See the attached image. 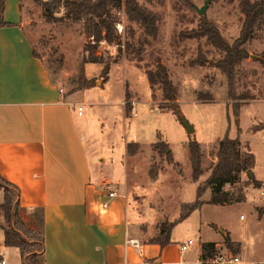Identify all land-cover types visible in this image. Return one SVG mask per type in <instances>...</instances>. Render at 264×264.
I'll return each instance as SVG.
<instances>
[{
	"label": "rangeland",
	"instance_id": "obj_1",
	"mask_svg": "<svg viewBox=\"0 0 264 264\" xmlns=\"http://www.w3.org/2000/svg\"><path fill=\"white\" fill-rule=\"evenodd\" d=\"M17 1L3 0V10L7 4L15 12ZM137 1L158 16L157 34L155 38L146 36L142 26L128 20L124 0L111 8L114 20L123 21L124 32H114L111 42H98L95 56L100 61L85 65L84 77L100 85L105 78L101 72L104 61L110 62L109 77L103 87L77 90L73 94L85 112L83 116L75 114L78 120L86 124L82 134L86 137L91 135L94 139L92 150L96 157L107 154L106 136L111 132L113 135L116 133V138L119 137L117 133H121L128 139L144 144V149L148 148L150 142L166 143L169 152L157 144V150L151 157L143 160L132 156L127 180L118 189L136 209L139 232L146 234L142 238L144 241L157 237L162 223L185 213L187 210L182 205L194 202L199 192V199L206 204L178 223L179 239L187 240L190 237L197 243L199 236L213 239L222 229L229 234L236 247H241L240 262L227 264H242L245 260L251 261L250 264H258L259 260L264 259V220L258 217L264 210V66L261 63L264 24L246 44L247 58L241 61L237 70L238 92L247 93L252 98L234 110L226 98L225 80L219 70L211 65L192 66L189 63L196 56L198 47L205 52L207 62H214L221 53L209 45L205 38L180 40L178 33L196 28L199 17L204 15L215 22L224 37L233 41L238 36L242 21L238 0H209L201 15L195 7L200 8L205 0ZM20 10L24 32L52 79L60 82L68 92L73 91L80 71L81 56L87 52L85 45L89 38L85 31L86 25L83 21L75 22L65 17L63 10L57 14L63 18L62 21L49 22L43 7L31 0H22ZM118 12H121L120 15ZM144 38H147V42H144L140 54L142 59L138 60L126 49V45L128 42L137 45ZM157 59L166 66L169 78L177 88L179 115L170 109L172 103L163 99L158 84L150 86L151 106L144 101L148 91L146 69H153ZM125 88L128 98L124 99L123 106L126 103L131 105L128 117L120 105ZM198 91L212 93L214 101H197L195 95ZM82 101L89 103L83 105ZM92 102L102 103L96 105ZM104 117L106 121H103ZM182 118L196 128L194 136L200 150H203L202 174L197 181L192 179L188 159V138L192 133L187 136ZM112 121L115 128H112ZM225 135L238 138L242 144L241 150L253 153L252 171L255 178L260 180L259 187L250 184L244 173H239L237 181L233 183L205 185L216 161L218 138ZM131 149H135V146ZM238 196H243V200L235 201ZM2 216L3 211L0 209V221L7 225ZM19 216L24 226L33 231L36 237L41 234L37 222L36 225H28L25 212H19ZM206 222L215 223L212 225L214 229ZM33 245L36 250L34 259L41 263L39 241L33 242ZM225 249L226 246L221 247L217 254L236 252H227ZM244 249L248 250L247 254Z\"/></svg>",
	"mask_w": 264,
	"mask_h": 264
},
{
	"label": "crops",
	"instance_id": "obj_2",
	"mask_svg": "<svg viewBox=\"0 0 264 264\" xmlns=\"http://www.w3.org/2000/svg\"><path fill=\"white\" fill-rule=\"evenodd\" d=\"M21 3L22 0L17 1L15 12L11 5L9 8L5 5L2 19L8 25L0 27V179L15 194L19 212L28 215V225L37 222L40 227L43 237L40 264H203L209 256L202 259V243L212 242L219 250L225 247L226 231L219 230L209 240L199 236L197 243L194 240L183 252L180 244L186 240L178 237V223L165 245L142 239L146 234L139 232L136 209L118 189L127 180L130 158L151 157L157 150L154 147L157 141L144 149V144L121 133L116 138V133L111 132L106 136L107 154L96 157L92 150L94 139L82 134L86 124L76 117L85 112L82 107L81 114H77L75 91L68 92L53 80L42 59L33 53L34 46L21 22ZM108 74L102 84L85 90L103 87ZM146 85L144 101L151 106L147 79ZM124 99L123 95L120 105L125 114ZM193 129L194 136L196 128ZM129 143L139 145L133 154L128 152ZM3 189L0 187V204ZM109 191L115 195L103 208ZM258 217L264 220V210ZM214 224L207 223L212 230ZM130 239L137 244L130 243ZM240 248L238 245L233 254L238 258ZM224 251L231 250L226 247ZM245 252L248 250L244 249ZM0 260L4 264H22L18 248L4 244L1 226ZM257 263L264 264V259Z\"/></svg>",
	"mask_w": 264,
	"mask_h": 264
},
{
	"label": "trees",
	"instance_id": "obj_3",
	"mask_svg": "<svg viewBox=\"0 0 264 264\" xmlns=\"http://www.w3.org/2000/svg\"><path fill=\"white\" fill-rule=\"evenodd\" d=\"M2 1L3 0H0V27L8 25V23L2 19ZM31 1L43 7L45 18L49 22L57 23L62 21L63 18L57 14L63 10L65 17L70 18L75 22L83 21L86 25L85 31L89 38L85 45V50L87 52L81 56L80 71L77 75V84L73 88V91L83 90L94 86L95 84L93 80L86 79L83 75L85 65L100 61L95 56V48L98 42L101 40L111 42L113 40L115 30L113 28L114 17L112 16L111 8L119 5L121 0ZM124 5L125 14L128 17V20L142 26L143 32L146 36L155 38L157 34L156 22L158 20V16L155 13L146 10L138 3L137 0H124ZM237 6L242 14V21L238 36L231 42L222 35L215 22L207 19L204 15L199 17V23L196 28H192L187 31H179L178 33V38L180 40L205 38V41L209 45L221 53L220 57L214 62H207L205 52L201 47H198L196 56L190 59L189 63L192 66L211 65L219 70L225 80L226 98L232 103L231 105L234 110L239 109L243 103L252 98L251 95L247 93L238 92L237 70L241 61L247 58L248 51L246 49V44L254 38L256 30L264 24V0H238ZM144 42H147V38L138 41L137 45L128 42L126 49L130 53H133L138 60H141L142 58L140 54L143 51ZM33 53L36 57L40 58V55H38L34 49ZM109 63V61H104V65L101 70L102 76L105 77L104 80L107 78V74L110 69ZM261 63L264 66V54L261 59ZM146 78L150 86L158 84L161 88L163 99L171 102L172 105L170 106V109L173 110V113L178 114L179 107L177 103V88L170 80L166 66L157 59L153 69H146ZM124 97L125 99L128 98L127 88H125ZM195 99L202 102L214 101L212 93L201 91L196 93ZM124 109L125 116L128 117L131 105L126 103ZM157 144H160L163 150L167 149L165 142L159 141L154 144V147H157ZM132 146H135V149H131ZM127 147L129 153H134L138 148V144L129 143ZM240 147L241 144L238 138H229L225 135L219 139L216 150V161L211 167L209 176L204 182L205 185L212 186L214 184L233 183L237 181V175L239 173H244L247 181L255 187H259L261 185L260 181L255 178L252 171L254 166L253 153L250 150H241ZM188 154L191 164L192 179L197 181L198 177L202 174V153L199 142L193 134L188 138ZM0 186L4 187V199L0 204V209L3 211V218L7 223V225H2L0 223V226L4 231V244L6 246H14L18 248L22 264H40L34 259L36 250L33 248V242L39 241L41 253L43 244L42 234H39L38 237L40 238H38L33 231L24 226V223L19 216V205L15 194L6 188V184L2 179H0ZM198 194V197L194 202L182 205V208L187 210L185 213H181L178 218L173 221L162 223L157 237L149 242L159 243L160 245L169 243L172 228L177 223L183 221L192 210L198 208L204 203L199 199ZM242 200L243 196H238L235 199V201ZM224 244L229 250L237 251L235 242L231 240L227 232L224 236ZM201 248L203 250L202 259L205 256L210 257L217 254V249L212 242L202 243ZM202 262L205 264L204 260Z\"/></svg>",
	"mask_w": 264,
	"mask_h": 264
},
{
	"label": "built area",
	"instance_id": "obj_4",
	"mask_svg": "<svg viewBox=\"0 0 264 264\" xmlns=\"http://www.w3.org/2000/svg\"><path fill=\"white\" fill-rule=\"evenodd\" d=\"M121 12H118V14L120 15ZM113 28L115 30V32L117 34H121L124 32V25H123V21L121 19H116L113 22ZM82 112V106L79 105L77 107V114H81ZM136 114V113H135ZM115 195V192L113 191H109L106 194L107 199H105L102 202V207L105 208L108 204V199L113 197ZM130 243L132 244H137V241L135 239H130L129 240ZM194 243V239L193 238H189L187 239L185 242L180 244V250L186 251L187 248L192 245ZM240 262L239 258L231 253H219V254H215L213 256L208 257L207 259H205L204 263L205 264H227V263H238ZM0 264H4L3 260H0Z\"/></svg>",
	"mask_w": 264,
	"mask_h": 264
},
{
	"label": "water",
	"instance_id": "obj_5",
	"mask_svg": "<svg viewBox=\"0 0 264 264\" xmlns=\"http://www.w3.org/2000/svg\"><path fill=\"white\" fill-rule=\"evenodd\" d=\"M208 2H209V0H205L204 4L200 8L195 7V9H196V11H197V13L199 15H201V14H203L205 12V10L207 8V5H208ZM181 121H182V123L184 125L185 131L188 134L193 133L194 129H193L192 125L190 123H188V121L186 119H184V118H182ZM166 152H168V149H166Z\"/></svg>",
	"mask_w": 264,
	"mask_h": 264
}]
</instances>
